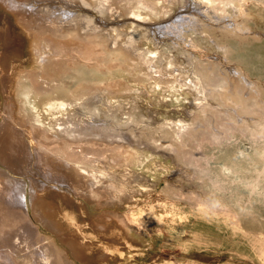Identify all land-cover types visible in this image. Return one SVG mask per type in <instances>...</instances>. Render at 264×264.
<instances>
[{"label": "bare ground", "instance_id": "6f19581e", "mask_svg": "<svg viewBox=\"0 0 264 264\" xmlns=\"http://www.w3.org/2000/svg\"><path fill=\"white\" fill-rule=\"evenodd\" d=\"M41 1L29 10L26 0H0V59L5 49L14 47L21 56L6 76L0 67V134L3 148L18 149L19 157L26 153L28 160L49 168L40 169L56 182H40L35 174L23 171L30 176L26 182L22 171L8 169L14 176L5 175L9 184L0 186V262L135 264L141 251L133 235H147L142 221L144 206L153 203L152 193L156 192L159 207L167 210V202L179 192L177 180L224 189L223 181L208 171L216 157L196 149L191 138L196 142L198 134H205L211 144L220 145L239 133L255 143L264 140V82L252 78L240 60L230 59L246 40L264 42V31L257 27L264 19V0H185L183 9L184 0ZM176 2L180 13L175 21L149 26L168 15ZM114 15L121 23H102ZM3 31L14 39L13 48L4 41ZM163 33L173 34L175 43L168 44L165 39L170 37ZM212 51L215 57H210ZM129 125L137 133L121 132ZM157 155L170 158L185 172L160 171L150 183L136 169L142 171L146 163V172L162 168L155 161ZM233 159L220 161L222 177L240 175L238 182L258 197L264 172L260 176L258 170L256 177L246 179L244 165ZM109 160L118 164L117 172L99 163ZM19 162L20 170L27 160H15L16 165ZM55 162L71 172L68 186L54 175ZM200 162L207 170L199 168ZM166 176L164 186L156 190ZM68 187L78 194L93 193L100 208L114 203L125 210L103 212L101 219L114 227L111 232L96 220L95 228L105 230H97L105 237L103 248H94L87 237L74 236L82 231L80 220L59 217L70 202L85 211ZM135 195H145L144 204L130 205ZM192 200L208 211L216 210L199 193ZM29 206L50 236L40 234L31 222ZM172 214L174 221L176 213Z\"/></svg>", "mask_w": 264, "mask_h": 264}, {"label": "rangeland", "instance_id": "374dc122", "mask_svg": "<svg viewBox=\"0 0 264 264\" xmlns=\"http://www.w3.org/2000/svg\"><path fill=\"white\" fill-rule=\"evenodd\" d=\"M26 2V8H29L31 5L43 1L26 0ZM177 3L178 2H176L175 5L176 7L174 6L176 9L174 7V9L171 8L172 10L168 15H166L162 19H158L155 22L149 23V26L150 24H154L156 26V23L160 24L162 23V21L165 20L167 22L175 21L176 15L180 13V5ZM185 4L186 2L184 0L182 2L181 9H183ZM31 13L34 12L32 11ZM34 17L36 19H40V17L38 16ZM99 19L100 18L98 16L96 20L98 21ZM107 19L108 20H101L102 23L109 22V24L112 25L121 23L119 22L121 20L119 15H114L111 18L107 17ZM262 21L257 24V27L260 26L259 28L264 31V19ZM2 33L4 34V31ZM163 35H167V37H170L169 39H165L168 44L175 43V41L172 40L173 34L163 33ZM5 36L6 34H4V41H7V43H9L10 48H13V45H15V42L13 41L14 39H9L7 36L5 38ZM15 37L17 36L14 35V38ZM208 42L212 43L213 41L209 40ZM1 44L2 42L0 41V45ZM242 44V46L239 45L236 47L234 53L231 54L230 59L236 61L237 63L240 60V63H242L240 66H242L244 70L248 72V74L250 73L249 75L252 78H256L264 82V42L258 43V41L246 40ZM5 52L6 53L4 54V57L0 59V67L2 68L3 76H6V74L11 71L12 67L18 65V62L21 58L20 52L18 51L17 47H14V50L11 49L10 51H7L5 49ZM214 52L215 51H212L210 53V57H215ZM13 53L15 54V58L11 57ZM2 55L3 53H1L0 51V56L2 57ZM12 58L15 60H13ZM148 88L152 90L150 86H148ZM0 93L2 94L1 91ZM150 93L155 92L151 91ZM1 94L0 98L2 97V101L3 94ZM153 103L156 104L155 101H153ZM173 107H175V104L172 105V108ZM158 108L161 109V106L159 105ZM23 127L24 126H21V128ZM132 128L133 125H129L128 127L121 128L120 130L122 132L126 129L129 130ZM132 130L134 133H137L135 129ZM36 134L38 137H41V133L39 131H36ZM144 134H147V132H145ZM203 138H205L204 142H202ZM244 138L245 137H242L241 135H239V133H237L235 134V139L229 140L230 142L228 140H225L220 145L211 144L207 140L208 138L205 134H198L196 137V142L194 141V138H191V142L195 145L196 149L201 150L200 152L209 155L210 157L211 155L212 157L213 155L216 157H213L214 159L211 158L210 166L212 168L209 166L208 169L211 170L208 171L213 173L212 176L215 177L217 180L219 178V181H223L222 187L224 189L218 191L212 189L211 186L207 183L201 185L195 182L194 185H189L190 183L187 184L186 179L184 181L177 180L176 185H174L175 182L171 183L170 185H174L179 192L178 194L172 196L171 200L167 202V210H165L163 207H159L161 204H159V202L157 201V196H155L156 192L152 193L151 202L153 203H148L144 206L145 220L142 219L144 220L142 221V225L147 235H145L144 237L133 235L134 243L136 247L139 248V250L141 251L139 253V256H137V263L135 264H264V160H262L264 159V151L262 149L264 140L261 139L259 140L260 142L256 141L255 143L249 140L248 138H245L244 140ZM199 141L202 144L201 146L199 145ZM1 142L2 135L0 134V165L1 167H4V169H0V175L3 176V180L0 176V186H7L9 184L4 177L7 174L12 175L8 171V169H16V171H22L21 177L24 178L26 182H28L26 176L30 177L27 175L30 172L32 174H35L36 179L40 182L41 180L48 183L56 182L54 180L47 179L45 177L46 175H44V170L40 169L43 167H41L40 164H38L37 162L33 163L31 161L32 159L28 160V158L26 157V153L23 157H19V155H17V153L19 152L18 149H16V151L14 152H8L5 148H3ZM230 144L232 147L230 146ZM85 145V143H80V145L78 144V146L82 147V149L86 147ZM72 146L77 147V145L74 144H72ZM213 146H216V148ZM219 146L222 147L220 148ZM255 150L257 157L255 155ZM225 157L234 158L237 161H240L239 163H242L244 165V171L242 173L245 174L243 175V177L246 179L256 177L259 171H263L260 173V176L262 175V173L263 175L261 177L259 176L262 185L260 188L261 194L258 195V197L253 196L245 185H241L238 182V179H241L240 175L238 177H235V175H230V177L228 178H224V176L222 177L220 173V161ZM16 159L27 160L26 164H24V167L20 170L18 166L21 162L16 165ZM243 159H245L246 162ZM253 160L256 162L254 163ZM155 161H159L161 163L162 168L157 169L154 172H146L144 170L149 166V163H146L143 166L142 171L136 169L138 172L140 171L143 172V174L147 175L146 180L150 183L153 182L154 178L161 175L158 174V172L160 171L174 173V175H177L181 172H185L182 171V169H177V164L172 162L170 158H164L161 155H157ZM211 161H213L214 163ZM99 163L101 166H111L112 170L117 172L116 166L118 164L113 163L112 160L104 162L100 161ZM200 165H202L201 167L199 166V168L201 169L202 167H205L203 162H200ZM129 166L130 169H133L135 171V169L132 168L130 164ZM51 168L57 179H60V181H66V186H68V176L71 172L66 167V165H59L57 162H55L52 164ZM43 169L48 170L49 168ZM23 171H27L26 176L23 175ZM140 172L139 174L142 175ZM215 172L218 175H215ZM166 178H168V176L162 177V179L158 182L156 190H160L164 186V181ZM68 188L70 193H72L73 197H75V201H77L78 204L82 203L84 205L85 211L80 212L76 208V206H74V204L70 202V204H67L66 207H63L62 211L58 213L59 217L67 220H80L83 223V226H81L82 231L79 232L77 235L75 234L74 236L78 238L87 237L91 240V242L89 243L92 244L94 248H103L105 243V237H101L97 233L98 229H96V226H94L95 222H104L101 217H103L105 213H107L109 210L112 212L117 209L121 212H124L125 210L121 207H118L114 203L109 208L106 205L102 206L103 208H100V206L98 207V203L101 204V201L98 202L97 198L93 196V193L92 196H87L74 192L71 187ZM197 193L201 194L205 199L209 200L210 204L214 206L216 210L208 211L207 206L202 204L200 206H197L196 204L192 203L194 202L192 200L194 194ZM103 194L104 193H102V195ZM134 198H136V200L130 205H142L144 204L143 201L146 199L145 195H137V197L135 195ZM10 199L11 198H6V200L11 202ZM125 203L127 204V202ZM106 210L107 212H105ZM174 212L176 214L174 215V221H172L171 216ZM75 213L78 215V217ZM29 214L31 222L34 224V226L37 225L35 227H38L39 233L42 235L45 234L47 236H50L48 231L46 232V229L43 228L44 226L40 224L39 220L36 217L34 218V215H32L33 211L30 206ZM104 223L108 226V231L106 232H111L114 229L113 226L109 225L110 221H105ZM100 232L105 233V230L103 229ZM0 264L6 263L0 262ZM24 264L28 263L25 262ZM31 264H33V262H31ZM74 264L79 263L77 261L74 262Z\"/></svg>", "mask_w": 264, "mask_h": 264}]
</instances>
